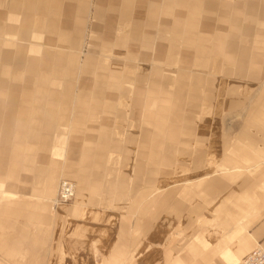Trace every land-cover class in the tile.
Instances as JSON below:
<instances>
[{"label":"rangeland","instance_id":"obj_1","mask_svg":"<svg viewBox=\"0 0 264 264\" xmlns=\"http://www.w3.org/2000/svg\"><path fill=\"white\" fill-rule=\"evenodd\" d=\"M208 1L158 0L157 4L156 0H147L145 10L144 8L142 10L144 15L137 17L135 13L139 9L136 7L138 0L116 1L119 10V12L116 10L117 13L111 1L90 0L88 5L84 4L83 13L87 12L86 21L84 18L83 20L79 18L81 24L76 28L77 34L80 35L77 39L82 46L81 60L88 61L90 58L98 57L90 53L91 46H101L100 39L107 31L96 29L97 25L94 24L99 21L100 26L110 28L113 23V19L110 22L106 16L101 19L95 16L99 2L100 8L116 14L112 15L113 18L123 15L130 17L129 10H125L123 6L128 2L135 5L130 9L133 19L128 23L122 22L120 27L111 31L112 35L134 36L138 41H144L153 29L151 34L154 38L161 37L165 33V41L168 42L163 45L167 47L174 33L172 27H175L174 24L178 21L177 12L182 8L185 10L182 29L193 25L201 28L206 23L212 27V33L215 34V29L220 23L218 12L215 11L214 16L210 15L208 19L201 18L203 13H207L205 8ZM196 3L201 14L199 17L191 14V9ZM262 4L261 0H257L258 7ZM166 9L170 12V27L167 32H163L161 22ZM154 12L156 16L153 15ZM257 14V19L252 23L245 21L243 15H240L242 18H239L237 24L239 28L241 29L240 25L245 28L248 24L252 27L251 33L247 36L235 29L228 30L235 37L241 35L247 39L249 53L256 55L257 58L256 62L245 66L242 78L225 77L221 72L209 74L186 72L184 69L177 71L163 64L157 67L161 75L155 80V84L158 85V95L150 98L154 103L153 107H148L149 98H145L143 93L138 94L133 91L141 82L148 83L150 80L148 76H141L138 71L129 81L130 91L133 92L131 97L128 95L123 97L124 99H112L108 102L104 95L102 98H105L106 102L102 106L113 103L115 105L112 111L117 113L107 115L99 111L95 113L98 114L96 118L92 113V115L88 114L89 118L83 119L84 124H81L82 131L88 132L90 123H93L94 126L100 127L97 131L100 135L106 133L107 139L117 140L119 148L114 151L111 143L107 145L102 141L101 145L96 144L95 147L111 150L90 151V161L87 164L85 160L88 144L80 139L77 142V137L75 136L74 139L73 134L79 111L78 98H71L70 101L62 90L53 91L51 84L46 86L37 82V73L40 75L42 73L43 58L28 55L27 59L34 58L35 61V78L31 83L25 81L20 90H28L31 94L38 91L48 92L49 98H41L43 104L36 103L38 98H18L15 105L17 110L11 114L19 116L21 112H27L25 114L29 116H36L41 115V112L36 113L38 110L42 112L53 110L57 111L58 117L64 111L67 115L64 117V122L57 123L56 128L51 131V140L45 153L41 156L34 154L31 164L25 163V159L29 158V151L23 149L20 151L18 141L12 136L17 126L7 119L11 114L0 115L6 120L5 122L0 120V175H10L11 172L3 171L6 170L3 167L8 165L7 170H13L14 163L23 175L20 183L0 180V264H49L48 242L52 235L54 239H61L64 243L74 240L78 250L91 255L89 262H81L76 256L75 262L70 263L67 260L73 259L71 256L65 264H172V260H175L173 257L181 253L194 231L202 225L219 226L224 214H216L217 211L214 209L223 208L222 206L233 208L240 199L235 197L236 193L243 192L244 188L253 184V179L264 175V16ZM140 20L141 22H137ZM4 24L0 22V28L5 35L7 27ZM94 36L98 37L97 43L91 42ZM127 39L132 40V38ZM3 41V38H0V68L3 66L11 69L12 54L6 55L7 48L2 44ZM235 42L230 54L226 52L228 54L226 57L229 58L220 55L221 65L231 66L233 70L239 67V59L234 54L240 46H243L242 42ZM128 44L129 42L125 46ZM32 46L55 54L59 52L51 42L49 45L35 43ZM216 48V44L211 39L207 61L213 54L216 56L214 53ZM10 49H14L13 46ZM155 56L154 49L150 57ZM195 58L196 55L191 54V60L194 61ZM95 71L98 72L97 69ZM109 72L110 70L106 71L107 74ZM168 72L176 76L169 77ZM48 73L50 74L49 70ZM198 78H202L203 81L201 87H197L200 97L189 98ZM2 80L0 75V86H3L4 93L13 89V84L9 83L7 78H4L5 84ZM93 83L92 77L91 85L87 86V90L84 89V92L87 91L84 109L88 113L94 112L93 107L97 100L94 95L97 87ZM118 87L123 89L122 85ZM81 88L77 84L74 89L78 91ZM104 88L107 89L108 86ZM149 89L150 85L147 90L142 91ZM179 90H182L183 98L177 97ZM67 120L70 123L67 129L68 136L65 144L61 146L57 140L60 136L58 134L63 132ZM189 122H191V130L186 131ZM32 125L27 123L26 131L36 132L33 129L35 126ZM251 125L255 136L252 138L253 143L247 137ZM41 127L44 131V125ZM36 133H38L36 138L40 142L35 145H41L43 139L48 141L45 136H41L43 135L41 132ZM129 134L132 135V144L128 142ZM145 141L150 154L156 152L151 150L155 143L160 144L163 149H170L167 152H157L159 154L157 158L155 156L151 158L149 153H147L149 157L142 158L138 145ZM56 145L58 148H55ZM74 146L79 150L72 155ZM90 146L94 147L93 144ZM129 146H133L134 151L131 150L129 160L126 161ZM238 147L241 148V152L243 151L241 155H237ZM67 156L74 158L72 166L68 165L71 161ZM19 157L24 159L19 160ZM151 159H155V164ZM250 165H258L256 174L252 172L253 167H248ZM36 167L45 169L46 172L43 175L39 172L36 174L34 173ZM230 170L236 172L231 173ZM30 172L36 175V178L31 176L30 182H27ZM75 172L76 176H74ZM48 174L57 176L53 193H50L46 186ZM207 174H209L208 178L203 180ZM18 177L19 173L14 178L18 180ZM80 178H84L83 185L87 197L85 200L88 204L77 203L81 189L78 181ZM219 181L223 184L222 188L210 195L208 192L213 189L211 184ZM63 182L76 186V197L56 209L51 202L55 201L59 185ZM254 184L258 185L257 182ZM162 185L164 189L159 190ZM254 188L258 190V186ZM8 193H14V196ZM249 193L250 191H246L245 194L249 195ZM33 194L35 195L32 196ZM250 196L245 198L246 204L249 201L251 203ZM35 204L41 211L46 209L43 212L50 219L26 220L22 215L23 212H27V207H34ZM161 204L165 206L161 208ZM215 218L219 221L214 220ZM67 228L75 231V235L67 233ZM45 259H47L46 263Z\"/></svg>","mask_w":264,"mask_h":264},{"label":"crops","instance_id":"obj_2","mask_svg":"<svg viewBox=\"0 0 264 264\" xmlns=\"http://www.w3.org/2000/svg\"><path fill=\"white\" fill-rule=\"evenodd\" d=\"M89 1L90 0H0V22L5 23L4 26L7 27V29H5V35L3 30L0 28V38H3L4 41L2 44L7 48L6 55L10 53L12 54V58L10 59L12 60V70L10 68L1 66L0 75L4 84L6 82L4 78H7L8 82L13 84V89H9V92L7 93H4L3 86H0V90L2 89L0 91V96L5 102L4 103L2 98H0V115L3 113H14L17 110L15 105L18 101V98H38L36 100V103L38 104H43V100L41 98H49L48 92L38 91L31 94L28 90H20L25 81H30L31 83L35 78L34 75L36 69L34 67V58L27 59V56L32 55L42 57V73L41 75L37 73V82L46 86L51 84V89H53V91L62 90L64 92L63 94H65L68 100L70 98V101L71 98H78L79 100V111L77 112L78 116L77 121L75 122L73 134L74 139L75 136L77 137V142L80 139L82 142H86V144H88V154H86L85 164L90 161V151L94 149L111 150L110 148L103 149L102 147H95L96 144L101 145L102 141L107 145L111 143L113 145L111 147L114 149V151L119 147L117 146L118 141L112 140L111 138L107 139L108 136L106 133L104 135H100L97 132L100 127L94 126L93 123H90L88 132L82 131V125L84 124L83 119H88L89 115L92 114V116L96 118V115L98 114L95 113H99V111H102L107 115L117 113L116 111H112L115 104L111 103L106 106L102 105L104 102H106V100L110 102L112 99H120L128 95H132L133 92L130 91L129 81L135 76L136 71L140 72L141 76H148L150 80L148 83L141 82V84L138 87H135L133 91L138 94L143 93L145 98L150 99L158 95V85L157 83L155 84V80L160 78L161 72L159 69H157V67H160L163 64L165 67L174 68L177 71L184 69L186 72H207L209 74L221 72L225 77L240 79L242 78L243 73H245V66H249L253 62H256V55L250 54L247 48L249 41L241 37V35L235 37V35L229 33L228 30L230 31L235 29L245 36L250 34L252 31L250 24L245 26V28H242L243 26L240 25L241 29L239 28V25H237L239 24V18H242L240 15H243L245 21L250 23L257 19V13H260L261 16H264V0H261L263 4L259 7L257 5V0H209L206 2L205 9L207 10V13H203L201 18L208 19V16H214L213 13L215 11L218 12V19L220 20V23L215 29V34L212 33V27L206 23L203 24L201 28H197L194 25H189V28L182 29V23L184 22L185 17V10L182 8L177 12L176 17L178 18V21L174 24L175 27H172V31L174 33L171 36L170 43L167 47L163 45L164 43L168 42L165 41V33L162 34L161 37L154 38V35L151 34L153 29L150 30L151 33L146 36L147 39L144 41H138L137 38H134V36L126 37L124 35H112L111 31H115L118 27H120L122 22L128 23L133 19L134 16L132 14V10L130 9L134 8L135 5L128 2L123 6L125 10H129L128 16L130 17L123 15L119 18H113L112 15L115 13L113 11L106 12L104 9L100 8L99 2V5H97L95 10V16L100 17V19L106 16L109 18L108 21L110 22L113 19V23L110 28L100 26L99 21L97 24H94L97 25L96 29H102L107 32L104 37L100 39L101 46H91L90 53L97 55V59L90 58L88 61H82L80 57L82 46H80V40L77 39L80 38V35L77 34L76 28L81 24V20H83V18L84 21H86L85 19L87 12L85 11V13H83L85 9L84 4L88 5ZM107 1H111L114 11L116 12L117 10L119 12L118 4L116 3L118 0ZM146 1L147 0H138L136 7L139 9H137L135 13L137 17L144 15L142 14V10L143 8L145 10V6L147 5V3H145ZM194 1L197 2L199 0ZM156 3L158 4V0H156ZM198 7L199 6L197 3L193 6L191 9L192 16L199 17L201 15L198 12ZM169 13V10L166 9L164 11V15L162 16L161 23L163 32H167L168 28L170 27ZM153 15L156 16V12H154ZM134 20L136 21L137 18ZM137 22H141V20ZM118 23L120 24L117 25ZM80 31L81 29H79V32ZM127 38H132V40L129 41ZM42 39H45L46 41L43 42ZM211 39H213L217 46L214 51L216 56L213 54L211 57H209V61H207ZM94 41L97 43L99 41L98 37H92L91 42ZM235 41L242 42L243 46H240V48H238L236 51L237 53L234 54L239 59V67L233 70L231 66H223V64L221 65L220 55L226 57L228 54H230V51L232 50L231 47H233V42ZM50 42L54 44L56 47L55 49L59 51L58 53H51L50 51L38 49L37 47L32 46V44L34 45L35 43L49 45ZM128 42L129 44L125 46ZM12 46L14 49H10ZM154 49L156 56L152 58L150 57V54L152 51H154ZM227 51L229 52L228 54H226ZM191 54L196 55L194 61L191 60ZM245 62H247V64ZM96 69L98 70L97 73L95 71ZM48 70L50 71V74L48 73ZM108 70H110L109 74L106 73ZM167 74L169 77H174L175 75L169 72ZM92 77L94 82L93 84H95L97 87V89L94 90V95H96L95 98H97V100L95 101V106L93 107L94 112L88 113L84 109L86 106L87 96V91L84 92V89L86 88L87 90V86L91 85ZM142 81H144V78H142ZM202 83V78H198V80H196V83L192 87V90L189 94V98L200 97L197 87L200 88ZM77 84L82 87L78 91L74 89ZM85 85L86 87L83 88ZM106 85L108 86L107 89L104 88ZM119 85H122L123 89H120V87H118ZM148 85H150L149 91H142L147 90ZM104 95L106 96V100L105 98H102ZM177 97L183 98L182 90L178 91ZM149 99L148 107H153L154 103L152 99H150V101ZM65 112L66 111L62 112L60 117H58L57 111L54 112L53 110H46L45 112L38 110L36 113H40L41 115L36 116H29L25 114L27 112H21L19 116L18 114H8L9 116H7V119L9 122L17 126V128H15L17 130L14 132L15 134H12V136L14 140L16 139L19 143L20 147L18 149L20 151L23 149L24 151H29L28 153H30L29 158L25 159V163L31 164L33 163L32 159L36 156V154L41 156L42 153H45L47 145H49L51 140L50 135L56 128L57 123L59 124L60 122H64V117L67 115V112ZM1 119L2 116H0V120ZM2 120H4V117ZM5 121L6 120H4V122ZM177 122L178 118L176 120V124ZM27 123H32V126H35L33 129L36 132H41L43 134L41 136H45L48 141L41 139L42 146L35 145L40 142L38 141V138H36L38 133L26 131ZM69 124L70 123L67 120L66 127H64L63 132H59L58 134L60 136L57 140L59 143H61V146L62 144H65L66 138L68 136L67 129ZM43 125L44 131H42L41 127ZM252 125L248 128L247 137L253 143L254 139L252 138L255 136L253 135L251 129ZM135 126L137 127V125ZM132 127L133 125L131 128ZM185 130H191V122L188 123V128ZM130 132L131 131H129V133ZM129 137L130 138H128V142L132 144V135L129 134ZM92 144L94 147L90 146ZM138 146L141 150L140 157H149L147 154L149 153L147 142L145 141ZM129 147L130 148L128 149L126 161L129 160L130 153H132L131 150L134 151L133 146ZM161 147L162 146L160 144H153L151 150H156V155L154 153V155L149 153L150 157L153 158V156H155V158H157L159 156L157 152H167L170 149H163ZM55 148H58V146ZM72 150H74L72 152V155H74L79 149L74 146L72 147ZM240 150L241 148L238 147L236 150L237 155L242 154L243 151L241 152ZM34 154L35 156H33ZM22 159L24 158L19 157V160ZM69 159L71 163L68 165L72 166V160H74V158L68 157V160ZM151 160L153 164H155V159ZM248 167H253L252 172L255 174L258 172V165H250ZM3 168L6 169L3 171L11 172V174L8 176L0 175V180L3 182L12 180L14 183H16V181L20 183L21 176L23 175H21V170H17L18 166L15 165V163L13 165V170H7L8 165H4ZM42 168L44 167L42 166ZM230 171L231 173L236 172L235 170ZM38 172L43 175L46 170L38 169L36 167L34 169V173L37 174ZM16 173H19L18 180L14 178L17 175ZM228 173L230 172L228 171ZM76 175L77 174L75 172L74 176ZM31 176L36 178V175H33L30 172L27 179L28 181L26 180L27 182H30L29 177ZM208 176L209 174L205 175L203 180L208 178ZM48 177L49 178L46 181L48 184H46V186L48 191L53 193L55 187L54 185L57 182V176L54 174H48ZM78 181H80L81 189L77 203L88 204V201L85 200L87 197L83 185L84 178H80ZM252 182L253 184L244 188L243 192L239 194L238 192L236 193L235 197H240V199L237 200V205L233 206V208L222 206L223 208L214 209V211H217L216 214H224L220 220V225H202L199 229L194 231L193 236L189 238L187 244L183 246L184 249L181 251V253L177 257H173L175 260H172V264H239L241 258L244 257L245 254L251 252L254 248H256V246H264V175L258 176L257 178L253 179ZM255 182H257L258 185H255ZM211 185L213 186V189L208 192L210 195L218 192L223 186L221 181ZM255 186H258V190H255ZM161 189H164V185H162L159 190ZM246 191H250V193L252 191V194L249 193V195H251L250 198L252 201L251 203L249 201L247 204L245 198H247L249 195L245 194ZM9 195L14 196V193H10ZM34 195L35 194L32 196ZM54 196H56V194ZM51 204L53 207L55 206L53 202H51ZM61 206L62 205L55 206V208L59 209ZM163 206H165V204H161V208ZM43 211L38 209L35 204L34 207H27V212H23L22 215L26 220L40 221L42 219H50L44 214ZM225 214H227V216H225ZM214 220L219 221L217 218ZM66 232L75 235V231L72 229L67 228ZM76 241L78 242V240ZM28 246H30V244H28ZM48 249L50 255L49 264H65L68 257L71 258V256L73 259L71 258L67 260L70 263L71 261L75 262L74 258H76V256L77 260L81 262L91 261V255L78 250L74 240H70V243H64L61 239H54L52 235V238H49ZM46 262L47 259H45V263Z\"/></svg>","mask_w":264,"mask_h":264},{"label":"built area","instance_id":"obj_3","mask_svg":"<svg viewBox=\"0 0 264 264\" xmlns=\"http://www.w3.org/2000/svg\"><path fill=\"white\" fill-rule=\"evenodd\" d=\"M59 186L56 202L58 204L68 203L74 196V186L68 182H63ZM240 264H264V246L259 245L254 248Z\"/></svg>","mask_w":264,"mask_h":264},{"label":"bare ground","instance_id":"obj_4","mask_svg":"<svg viewBox=\"0 0 264 264\" xmlns=\"http://www.w3.org/2000/svg\"><path fill=\"white\" fill-rule=\"evenodd\" d=\"M73 189H74V190H73V191H74V196H73L72 199H74V197H76V195H75V193H76V186H74ZM53 203H54L55 206H60V205H62V204H58V203L56 202V199H55V201H54ZM258 246H259V245H258Z\"/></svg>","mask_w":264,"mask_h":264}]
</instances>
